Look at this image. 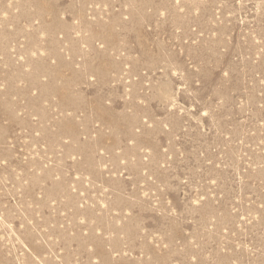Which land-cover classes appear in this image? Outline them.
Listing matches in <instances>:
<instances>
[{
  "label": "rangeland",
  "instance_id": "1",
  "mask_svg": "<svg viewBox=\"0 0 264 264\" xmlns=\"http://www.w3.org/2000/svg\"><path fill=\"white\" fill-rule=\"evenodd\" d=\"M0 264H264V0H0Z\"/></svg>",
  "mask_w": 264,
  "mask_h": 264
}]
</instances>
